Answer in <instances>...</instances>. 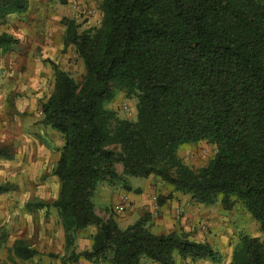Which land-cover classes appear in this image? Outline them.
Wrapping results in <instances>:
<instances>
[{
  "label": "trees",
  "instance_id": "1",
  "mask_svg": "<svg viewBox=\"0 0 264 264\" xmlns=\"http://www.w3.org/2000/svg\"><path fill=\"white\" fill-rule=\"evenodd\" d=\"M27 9V0H0V26ZM99 9L98 28L79 33L70 25L65 33L82 60L83 82L48 60L55 86L41 105L43 124L63 139L52 206L69 258L174 264L178 256L222 264L208 243L182 231L151 233L148 213L125 229L112 216L96 215L99 182L120 180L130 191L127 177H154L197 205L219 201L227 212L247 211L260 236H242L228 264H264V0H100ZM17 43L0 32V54ZM114 89L136 99L134 121L106 107ZM200 142L210 144L213 155L194 168L178 149ZM12 157L0 148V159ZM10 191L0 183V194ZM170 198L159 196L157 206ZM90 226L98 228L91 248L76 254V233ZM13 253L20 260L37 255L22 243Z\"/></svg>",
  "mask_w": 264,
  "mask_h": 264
},
{
  "label": "rangeland",
  "instance_id": "2",
  "mask_svg": "<svg viewBox=\"0 0 264 264\" xmlns=\"http://www.w3.org/2000/svg\"><path fill=\"white\" fill-rule=\"evenodd\" d=\"M27 2L26 12L7 17L0 26V32L11 34L18 40L10 52L0 54V148L8 147L13 154L10 160L0 159V183L9 184L12 188V191L0 194V264H93L84 258L70 259L65 243L62 245L61 238L59 240L57 236L61 232L64 234V230L58 212L52 206L60 188L53 168L63 139L59 133L43 124L41 105L51 96L55 86L54 73L48 60L55 62L78 85L83 82L85 69L82 60L75 48L65 42V33L70 25H74L79 33L98 28L101 22L100 0ZM88 10L92 11L90 15L87 14ZM106 107L113 110L119 119L134 121L136 118V99L128 98L122 90L114 89L113 98ZM178 155L188 165L200 168L212 157L213 147L206 142L196 146L182 145ZM116 171L122 176L121 165H116ZM127 183L130 191L124 189L120 180L113 183L101 181L92 198L96 215L102 219L112 216L121 229L144 215L128 211L132 205L131 197L136 196L135 190L141 192L143 187H147L149 231L156 235L182 231L192 241L208 243L218 252L222 264L230 262L242 236H260L258 224L247 211L235 208L227 212L219 201L212 206H200L202 210L216 215L213 224L201 217L194 224L190 222L180 226L178 221L185 213L181 209L175 215L178 221L170 232L155 229L152 218L160 211V207L155 208L157 198L170 195V199H174L181 194L154 177H127ZM123 199L126 200L124 204ZM218 208H221L222 215H217ZM221 220L226 221L228 227L222 228ZM97 229V226H90L76 233L72 248L76 254L90 250ZM17 243L28 246L40 255L28 260L16 258L13 247ZM174 260L177 261L174 264H189L178 256ZM204 262L217 264L211 260ZM96 264L108 263L99 261ZM141 264L152 263L143 258Z\"/></svg>",
  "mask_w": 264,
  "mask_h": 264
},
{
  "label": "crops",
  "instance_id": "3",
  "mask_svg": "<svg viewBox=\"0 0 264 264\" xmlns=\"http://www.w3.org/2000/svg\"><path fill=\"white\" fill-rule=\"evenodd\" d=\"M138 193H136L135 197H131L130 201L132 202V205L129 206L128 213H132V212H137L138 214L147 213L148 206H150V202H149L148 195H147L148 193L147 187H143V190H141V192L139 191ZM200 206L201 205H197L196 203L192 202L188 197L186 198V196L177 195L175 196L174 199L167 200L162 206H160L159 213H157V216L152 218V222H153L152 225H154L153 227H155V229H159L163 232L166 230L167 232H170L173 229V227L176 225V222L178 221L175 215L176 213L179 212L178 210H181V209L185 213H184V217L178 221L180 223V226H186L185 223L190 224V222L194 224L201 217L203 219L204 218L209 219L210 223L213 224L214 217L216 215L214 216V214L210 213L209 210H202ZM218 209L219 210H217V213H218L217 215H222L221 208H218ZM142 216L143 215H141L140 217ZM225 223L226 221L221 220V224L223 225L222 228L224 229L225 227H228V223L226 224ZM51 235L53 236V233ZM57 236L59 240L61 238V241H62L61 244L63 245L65 243V237H64L63 232H61L60 235L57 234ZM77 244L81 245L79 241H77ZM38 255L40 254L37 253V255L35 256H38ZM185 261H187L189 264H207V262H204V260L203 261L200 260L196 262H190L189 260H185ZM176 262L177 261H174V263ZM152 264H156V263H152Z\"/></svg>",
  "mask_w": 264,
  "mask_h": 264
},
{
  "label": "built area",
  "instance_id": "4",
  "mask_svg": "<svg viewBox=\"0 0 264 264\" xmlns=\"http://www.w3.org/2000/svg\"><path fill=\"white\" fill-rule=\"evenodd\" d=\"M91 13H92V11H91V10H88V11H87V14H88V15H90ZM122 203H123V204H124V203H126V200H124V199H123V200H122ZM118 208H120V209L122 210V208H121V207H118ZM155 208L157 209V208H158V206L156 205V206H155ZM202 228L204 229L205 227H203V226H202Z\"/></svg>",
  "mask_w": 264,
  "mask_h": 264
}]
</instances>
